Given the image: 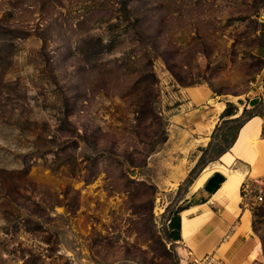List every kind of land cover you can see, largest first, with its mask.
<instances>
[{"label":"rangeland","instance_id":"rangeland-1","mask_svg":"<svg viewBox=\"0 0 264 264\" xmlns=\"http://www.w3.org/2000/svg\"><path fill=\"white\" fill-rule=\"evenodd\" d=\"M263 110L264 0H0V264H185L190 185Z\"/></svg>","mask_w":264,"mask_h":264},{"label":"crops","instance_id":"crops-1","mask_svg":"<svg viewBox=\"0 0 264 264\" xmlns=\"http://www.w3.org/2000/svg\"><path fill=\"white\" fill-rule=\"evenodd\" d=\"M187 90L186 88L184 91L189 99V106L194 107L193 111L196 112V115L192 116L193 121L198 120V123L203 124L211 121L212 123L208 125L202 124L203 127L207 126V131H210L214 125L212 120L215 118L217 121L223 111V104L216 101L220 106V109L218 108L220 111L217 112L214 106L207 105L212 99L210 93L209 96L200 93L202 103L196 105L191 102ZM257 100L258 97H251L248 104L244 103L243 107L246 110H253ZM263 131L264 110L262 115L254 114L244 122L230 146L231 167L235 164L237 168L228 172L231 175L235 173L243 176L241 182L234 187L236 192L228 195L231 193V182L237 181L225 177L224 182L212 194L207 192L205 194L201 190L193 193L191 196L193 203L180 212L179 238L183 243H187L196 257L212 252L224 264H264L261 243L253 232L250 212L247 210V213L239 201V188L244 180L264 177ZM247 146L251 149H248L249 152L245 151ZM235 195L238 199L234 198ZM183 214H188V219L184 220Z\"/></svg>","mask_w":264,"mask_h":264},{"label":"built area","instance_id":"built-area-1","mask_svg":"<svg viewBox=\"0 0 264 264\" xmlns=\"http://www.w3.org/2000/svg\"><path fill=\"white\" fill-rule=\"evenodd\" d=\"M261 187H264L263 178L247 180L241 184L239 189L240 205L243 209L251 208L255 204H262L264 198V192ZM190 257L185 264H224L222 260L217 257L214 253L203 254L200 257L192 255L190 252Z\"/></svg>","mask_w":264,"mask_h":264},{"label":"bare ground","instance_id":"bare-ground-1","mask_svg":"<svg viewBox=\"0 0 264 264\" xmlns=\"http://www.w3.org/2000/svg\"><path fill=\"white\" fill-rule=\"evenodd\" d=\"M239 103H241V100H239ZM215 108H216V111L217 112H219L220 110V106L219 105H217V103H215L214 105H213ZM219 108V109H218ZM259 120V119H258ZM214 124V123H213ZM247 132V131H246ZM241 134L243 135V131L241 132ZM241 135V137H243ZM246 138V137H245ZM257 141L255 140L254 141V143H256ZM240 143V142H239ZM239 143H238V145H239ZM241 144V143H240ZM237 145V146H238ZM242 145V144H241ZM248 147V146H247ZM248 149L249 150H251L249 147L248 148H246L245 149V151L246 152H249L248 151ZM241 150V149H240ZM243 150V149H242ZM236 154V153H235ZM215 171H217V172H220V173H222L226 178H228V180L230 179V180H235V181H237V182H231V184L230 185H232L231 187H230V189H231V193H229L228 195H231V194H233L234 192H236L237 190H235L234 189V187H236L237 186V184L238 183H240L241 182V180L243 179V176L242 175H235V173H233L232 175L228 172V170L225 168V167H223V166H214V167H210V168H206V169H204V170H202L199 174H198V176L194 179V181L192 182V184L190 185V187H189V191H188V195L190 196V195H192L193 193H195L197 190L199 191V189L201 188V187H203V185L206 183V181H207V179L209 178V177H211V175H213L212 173L213 172H215ZM252 175L254 176V173H252ZM258 180V179H257ZM228 183V182H227ZM243 183V182H242ZM241 183V184H242ZM224 185V184H223ZM222 185V186H223ZM229 185V184H228ZM226 187V186H225ZM209 188V187H208ZM229 190V189H228ZM235 190V191H234ZM203 192L206 194V189L204 188L203 189ZM228 195H227V197H228ZM237 197V198H236ZM234 198H236V199H238V196H234ZM239 201H240V197H239ZM247 212V211H246ZM248 213V212H247ZM183 219L184 220H186V219H188V214H183ZM185 226V225H184ZM187 255H189L188 254V252H187Z\"/></svg>","mask_w":264,"mask_h":264},{"label":"water","instance_id":"water-1","mask_svg":"<svg viewBox=\"0 0 264 264\" xmlns=\"http://www.w3.org/2000/svg\"><path fill=\"white\" fill-rule=\"evenodd\" d=\"M225 177L220 173H213L211 177L207 180L204 188L207 193L212 194L221 184L224 182ZM209 187V188H208Z\"/></svg>","mask_w":264,"mask_h":264},{"label":"trees","instance_id":"trees-1","mask_svg":"<svg viewBox=\"0 0 264 264\" xmlns=\"http://www.w3.org/2000/svg\"><path fill=\"white\" fill-rule=\"evenodd\" d=\"M242 126H243V125H242ZM242 126H241V127H242ZM241 127H240V128H241ZM239 130H240V129H239ZM231 146H232V145H231Z\"/></svg>","mask_w":264,"mask_h":264}]
</instances>
